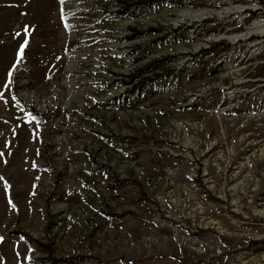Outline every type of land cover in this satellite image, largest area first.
I'll list each match as a JSON object with an SVG mask.
<instances>
[{"label": "rangeland", "instance_id": "obj_1", "mask_svg": "<svg viewBox=\"0 0 264 264\" xmlns=\"http://www.w3.org/2000/svg\"><path fill=\"white\" fill-rule=\"evenodd\" d=\"M257 20L264 0H0V264H264Z\"/></svg>", "mask_w": 264, "mask_h": 264}, {"label": "bare ground", "instance_id": "obj_2", "mask_svg": "<svg viewBox=\"0 0 264 264\" xmlns=\"http://www.w3.org/2000/svg\"><path fill=\"white\" fill-rule=\"evenodd\" d=\"M238 7V6H237ZM241 7V6H240ZM226 10H228V9H226ZM258 22H260V20H257V21H255L254 22V24L252 25V26H247L246 28H245V31L243 32V33H241V35H243V36H246V35H248V34H251V35H249V36H252V33L254 34V32L255 31H260V32H262L261 34H264V21L262 22V23H258ZM40 26V25H39ZM4 33V32H3ZM6 34V33H5ZM1 36V35H0ZM238 36H240V35H235V36H232L231 38H234V37H238ZM249 36H247V37H249ZM264 37V36H263ZM5 41V40H4ZM260 41V40H259Z\"/></svg>", "mask_w": 264, "mask_h": 264}, {"label": "snow or ice", "instance_id": "obj_3", "mask_svg": "<svg viewBox=\"0 0 264 264\" xmlns=\"http://www.w3.org/2000/svg\"><path fill=\"white\" fill-rule=\"evenodd\" d=\"M64 2H65V0H61V3H64ZM63 15H64V13H63V10H62V18H63ZM65 26L67 27V25H65ZM25 32H27V26L25 27ZM16 35H20V33H17ZM27 43H28V41L25 40L24 43L20 45V51L17 53V61L20 60V58H21V53H23V50H24L25 45H26ZM8 75H9V77H10V76L12 75V73L9 72ZM5 87H8V85L6 84ZM2 98H3V94L0 93V99H2ZM13 99H15V97H13ZM0 155H2V153H0ZM34 166H35V165H34ZM0 179H2V178H0Z\"/></svg>", "mask_w": 264, "mask_h": 264}, {"label": "trees", "instance_id": "obj_4", "mask_svg": "<svg viewBox=\"0 0 264 264\" xmlns=\"http://www.w3.org/2000/svg\"><path fill=\"white\" fill-rule=\"evenodd\" d=\"M139 75V74H137ZM147 79L146 76H140L139 79L135 82V84H139L141 86V84ZM134 84V85H135ZM34 113V112H33ZM35 114V113H34ZM36 115V114H35ZM37 117V116H36Z\"/></svg>", "mask_w": 264, "mask_h": 264}]
</instances>
